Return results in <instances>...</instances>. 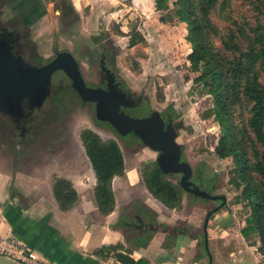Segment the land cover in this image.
Returning a JSON list of instances; mask_svg holds the SVG:
<instances>
[{"label": "rangeland", "instance_id": "374dc122", "mask_svg": "<svg viewBox=\"0 0 264 264\" xmlns=\"http://www.w3.org/2000/svg\"><path fill=\"white\" fill-rule=\"evenodd\" d=\"M29 1L5 2L2 16L14 20ZM45 1L40 14L48 9V19L38 24L46 28L21 38L25 60L40 66L53 59L57 50H69L79 61L85 79L94 84L100 57L106 54L107 65L125 88L134 96L145 92L135 115L157 110L172 113L182 123L177 141L182 145L183 160L193 167V183L206 192L236 198L237 191L228 185L232 159L215 154L222 145L219 126L212 118H201V113L212 105V98L201 94V88L194 83L197 73L191 71L187 59L194 41L185 20L172 11H157L155 0ZM163 14L166 21L161 20ZM133 40L138 43L133 45ZM25 122L26 135L22 139L14 118L0 110V169L38 176L43 180L40 189L50 196L54 177L64 175L82 180L88 188L86 192H91L95 175L80 139L81 130L91 128L104 139H115L125 157V175L114 180V187L120 202V227L130 246L147 243L161 234L153 225L162 223L144 202L148 193L141 176L143 164L156 160L158 152L145 146L135 134L120 136L110 123L99 120L95 105L80 98L63 71L55 72L49 97L41 107L26 114ZM169 178L180 181L179 174H170ZM32 180L29 177L30 185L35 183ZM220 203L186 191L179 209L182 221L177 220L176 229L190 231L196 227L195 236L203 242L205 216ZM217 213L222 217H211L215 218L212 230L240 226L238 217L247 215L249 209L235 202ZM210 244L209 240V247ZM254 245L259 252L258 239Z\"/></svg>", "mask_w": 264, "mask_h": 264}, {"label": "trees", "instance_id": "16d2710c", "mask_svg": "<svg viewBox=\"0 0 264 264\" xmlns=\"http://www.w3.org/2000/svg\"><path fill=\"white\" fill-rule=\"evenodd\" d=\"M155 9L172 11L186 22L194 41L187 56L191 71L197 73L194 83L212 98L201 118H212L219 126L222 145L215 154L232 159L228 185L237 191L238 205L249 209L244 217L240 214L241 233L253 244L259 240L264 257V0H155ZM137 43L133 40V45ZM80 139L95 174L98 208L109 215L116 208L114 179L126 172L122 149L115 139H104L91 128L82 129ZM169 175L157 159L141 168L147 190L166 207L181 209L186 190ZM52 190L64 211L79 200L73 182L65 177H54ZM199 246L206 252L204 240ZM120 249L107 245L94 253L109 258Z\"/></svg>", "mask_w": 264, "mask_h": 264}, {"label": "crops", "instance_id": "0c3cea01", "mask_svg": "<svg viewBox=\"0 0 264 264\" xmlns=\"http://www.w3.org/2000/svg\"><path fill=\"white\" fill-rule=\"evenodd\" d=\"M45 2L30 0V8L27 3L26 7L16 14L26 22L30 33L41 30L42 23L39 26V20L48 19V9L44 14H40ZM57 13L61 15L62 11ZM44 28L46 26L42 27V30ZM29 177H33L34 184H29ZM61 177L71 180L79 193V200L67 211L60 208L53 190L50 196L40 189L43 180L38 176L21 172L8 173L0 169V233L18 238L28 249L56 264H117L113 252L109 258L94 253L107 245H120L119 251L130 254L135 259V264L140 259H145V264H207L209 255L199 246L194 232L196 227L173 235L161 232L147 243L130 246L120 227L122 222L117 195L115 210L109 215H104L94 197L96 178L92 191L86 192L85 189L88 188H85L82 180L71 175ZM146 191L148 194L144 202L152 213L156 214V219L163 225L176 228L177 220L182 221L179 215L181 211L166 207ZM215 215L216 219H221L219 213ZM226 217H229V214ZM238 218L240 226L220 227L218 230H212L214 219H211L208 231L212 263L264 264L262 254L256 252L257 247L242 235L244 222ZM233 219L236 220V217Z\"/></svg>", "mask_w": 264, "mask_h": 264}, {"label": "water", "instance_id": "95a60500", "mask_svg": "<svg viewBox=\"0 0 264 264\" xmlns=\"http://www.w3.org/2000/svg\"><path fill=\"white\" fill-rule=\"evenodd\" d=\"M17 37L14 32L0 30V109L11 115L22 139L26 135L25 101L30 108L41 107L49 97L52 89V77L57 71H63L71 80L72 87L84 102L95 103L96 117L110 123L120 136L131 133L138 136L150 149L160 152L158 164L166 174H181L180 185L196 197L220 200L221 203L210 209L204 220V244L210 258L213 255L209 247L208 226L213 217L227 204L237 202V198L228 199L226 194H213L200 189L191 180L192 165L182 159V145L177 141L176 129H165V121L160 111H153L147 117H133L122 111L123 107H133L138 102L120 88L119 82L112 73L108 75L107 88H93L86 84L79 61L69 50H57L53 59L37 66L25 60L23 55L15 52ZM109 72V70L107 69ZM179 126H177L178 128ZM23 141V140H22ZM157 230L168 234H179L180 231L163 224L153 225ZM117 264H135V259L122 251L113 252ZM0 264H21L12 259L0 256Z\"/></svg>", "mask_w": 264, "mask_h": 264}, {"label": "flooded vegetation", "instance_id": "af4514ba", "mask_svg": "<svg viewBox=\"0 0 264 264\" xmlns=\"http://www.w3.org/2000/svg\"><path fill=\"white\" fill-rule=\"evenodd\" d=\"M5 2H9V0H0V30L4 31V32H14L15 33L16 37L18 38L17 43L15 44V52L17 54L23 55V57H24V54L22 51L23 50V43H22L21 38L28 35L30 33V30H29L26 22L23 21L22 19H20V16H18V15H16L14 20H12L13 18L8 19L9 21L4 19V17L2 15H4L3 10H4ZM98 64H99V66H98L99 74L95 75L94 84H90V82H88L84 77L86 84L89 87H93V88L100 87V88L106 89L107 88L108 75H109V73H112L116 78V82H119L120 88L131 98V100L133 102H138V104L133 106V107H127V108L123 107L121 110L126 112L128 115L133 116V117H147V116L151 115V113L153 111L147 115H135L134 114L135 109L139 108L143 104L145 92L142 91V93L134 96V93L131 90L125 88V86L122 84V82L115 75L114 71L107 65L106 54L101 55ZM80 68H81V66H80ZM107 69L109 70V72L107 71ZM28 104H29V101H25V118H26V114L29 113L32 109H34V108H30L28 106ZM93 104L95 105V103H93ZM160 113H161L162 118L165 121V125H166L165 129H168V127L170 130L176 129L177 140H178V137H179V134H180V131L182 128V123L180 121H178L177 119H175L172 113H163V112H160ZM177 126H179V127L177 128ZM160 154L161 153L158 152V156ZM182 154H183V152H182ZM181 160H183V157ZM179 175L181 178L182 175L181 174H179ZM164 226H167V225H164Z\"/></svg>", "mask_w": 264, "mask_h": 264}, {"label": "built area", "instance_id": "2783aa9c", "mask_svg": "<svg viewBox=\"0 0 264 264\" xmlns=\"http://www.w3.org/2000/svg\"><path fill=\"white\" fill-rule=\"evenodd\" d=\"M0 256L12 259L21 264H56L33 250L14 236H5L0 233Z\"/></svg>", "mask_w": 264, "mask_h": 264}]
</instances>
